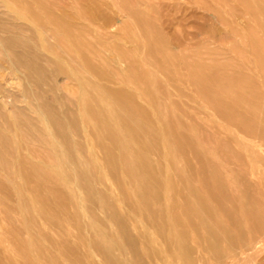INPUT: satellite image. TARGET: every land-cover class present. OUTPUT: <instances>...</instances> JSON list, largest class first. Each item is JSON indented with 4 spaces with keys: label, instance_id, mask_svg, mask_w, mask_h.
Wrapping results in <instances>:
<instances>
[{
    "label": "bare ground",
    "instance_id": "obj_1",
    "mask_svg": "<svg viewBox=\"0 0 264 264\" xmlns=\"http://www.w3.org/2000/svg\"><path fill=\"white\" fill-rule=\"evenodd\" d=\"M24 4L25 10L19 11L17 3L0 0V46L15 71L28 80L24 90L40 96L32 104L57 158L54 172L67 189L56 201L75 207L85 247L83 255L75 244L65 251H71L83 264H213L207 254L222 260L226 251L241 250L252 232L263 225L253 198L230 192L216 162V170L212 167L201 172L195 166L176 165L177 142L164 120L155 123L151 111L135 101L131 89L111 84L116 82L114 74L127 72L125 56L100 57L105 65L88 56L91 44L82 34L88 31L86 20H93L85 11L80 15L67 9L54 12L49 3L40 0H24ZM10 8L27 23L10 22ZM144 13H139L142 22L147 19ZM158 39V49L164 51L166 36L160 33ZM59 75L79 88L77 112L56 93L52 99L48 97L42 87L49 81V89L55 91ZM30 81L36 83L37 90ZM233 86L218 83L207 88L216 102L237 108L232 138L250 157L257 158V163H264V108L255 95ZM198 150L201 154L202 149ZM153 152L161 154L164 162L155 159ZM258 164L262 172L264 168ZM28 170L37 171L38 166L32 164ZM125 173L133 184L121 191L114 185H125L121 176ZM24 174L29 176L28 171ZM4 184L13 188L20 207L34 206L21 184L15 180ZM244 218L254 220L251 233L243 230ZM223 241L227 245H222ZM30 243L32 264H63L62 254L51 252L38 235L33 234ZM5 248L9 252L10 248Z\"/></svg>",
    "mask_w": 264,
    "mask_h": 264
},
{
    "label": "rangeland",
    "instance_id": "obj_2",
    "mask_svg": "<svg viewBox=\"0 0 264 264\" xmlns=\"http://www.w3.org/2000/svg\"><path fill=\"white\" fill-rule=\"evenodd\" d=\"M40 1L49 3L54 12L67 9L80 15L85 11L92 18L91 22L86 20L88 31L82 34L91 44L87 50L90 58L105 65L100 57L125 56L128 64H123L128 70L114 74L116 82L111 84L131 89L135 101L151 111L155 123L164 120L177 142L176 165L192 169L195 166L201 172L211 170L216 162L219 170L216 165L215 168L230 192L253 198V205L256 204L262 216V228L252 232L241 250L226 251L222 260L209 253L206 259L218 261L216 264H264V170H258V163L263 168L264 163H257L258 159L250 157L232 138L231 131L237 124L232 119L239 117L237 108L232 110L216 102L207 88L218 83L234 85L255 95V101L264 108V0ZM10 2L17 3L19 11L25 10L24 0ZM12 10L10 22L27 23ZM140 12L147 15L146 22L140 19ZM78 15L76 18L81 20ZM160 33L166 36L164 51L158 49ZM173 44L177 45L175 50ZM74 83L59 75L55 91L49 89V81L42 87L48 97L52 99L56 93L61 102L77 112L80 92ZM28 84L0 46V264H32L29 245L33 234L51 252H60L63 264H83L71 251H65L69 244H75L83 255L85 247L75 207L63 200L56 201L67 189L54 172L57 158L38 119V109L32 104L40 96L24 90ZM30 84L37 90L36 83L30 81ZM94 133L93 130L92 137ZM79 134L78 138L82 139ZM198 148L202 149L201 154ZM262 154L264 157L263 151ZM152 156L164 162L161 154L153 152ZM17 158L21 161L16 162ZM32 164L38 166L37 171L28 170ZM27 171L28 177L24 174ZM199 174L195 176L197 180ZM121 176L125 185L118 187L115 183L114 187L125 191L133 182L126 173ZM10 180L24 187L35 208L17 204L15 191L4 184ZM101 212L97 211L103 216ZM253 222L244 218L243 230L251 233ZM222 245H227V241ZM5 247L10 248L9 252Z\"/></svg>",
    "mask_w": 264,
    "mask_h": 264
}]
</instances>
